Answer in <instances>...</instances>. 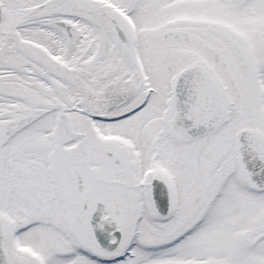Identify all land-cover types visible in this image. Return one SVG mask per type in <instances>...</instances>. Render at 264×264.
I'll return each instance as SVG.
<instances>
[{"label": "snow or ice", "instance_id": "obj_1", "mask_svg": "<svg viewBox=\"0 0 264 264\" xmlns=\"http://www.w3.org/2000/svg\"><path fill=\"white\" fill-rule=\"evenodd\" d=\"M0 264H264V0H0Z\"/></svg>", "mask_w": 264, "mask_h": 264}]
</instances>
